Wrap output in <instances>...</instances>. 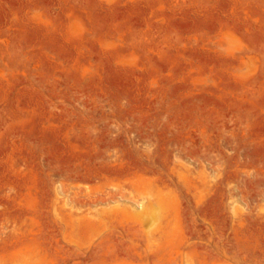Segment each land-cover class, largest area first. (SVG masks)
Segmentation results:
<instances>
[{
	"label": "rangeland",
	"instance_id": "obj_1",
	"mask_svg": "<svg viewBox=\"0 0 264 264\" xmlns=\"http://www.w3.org/2000/svg\"><path fill=\"white\" fill-rule=\"evenodd\" d=\"M0 264H264V0H0Z\"/></svg>",
	"mask_w": 264,
	"mask_h": 264
}]
</instances>
